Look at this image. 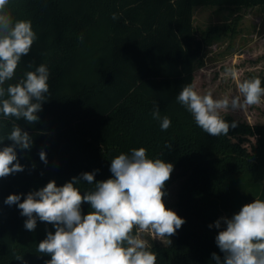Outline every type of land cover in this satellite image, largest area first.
I'll list each match as a JSON object with an SVG mask.
<instances>
[{"label": "trees", "instance_id": "obj_1", "mask_svg": "<svg viewBox=\"0 0 264 264\" xmlns=\"http://www.w3.org/2000/svg\"><path fill=\"white\" fill-rule=\"evenodd\" d=\"M257 6L264 0H10L6 10L14 20L31 21L37 40L5 87L40 64L48 66L50 76L39 122L0 114V134L7 135L17 123L33 138L30 150L17 148L24 171L0 178V264H21L17 255L25 264H45L50 256L37 247L47 231L55 232L25 230L21 210L4 203L9 195L23 194V202L27 193L51 180L63 186L84 172L95 171V181L109 179L111 160L140 147L150 159L171 163L187 177L176 212L185 223L168 246H149L156 264H215L213 252L223 261L215 222L255 199L264 200V128L224 117L238 126L228 135L210 136L176 97L185 85L194 86V8ZM113 13L118 19H112ZM157 104L161 116L171 120L166 131L152 118ZM243 133L256 141V151L232 140ZM205 180L223 181L219 198L198 196ZM77 187L83 195L94 185L81 180ZM90 210L82 204V214Z\"/></svg>", "mask_w": 264, "mask_h": 264}, {"label": "clouds", "instance_id": "obj_2", "mask_svg": "<svg viewBox=\"0 0 264 264\" xmlns=\"http://www.w3.org/2000/svg\"><path fill=\"white\" fill-rule=\"evenodd\" d=\"M9 3L10 0H0V114L4 119L35 124L40 119L37 113L49 99L50 73L46 64H40L5 87L15 78L22 57L31 52L37 40L31 21L14 20L6 10ZM112 19H118V14L113 13ZM32 67L30 62L28 68ZM224 75L236 81L237 94L231 98H214L211 91L202 94L191 84L185 85L176 97L196 125L215 137L228 135L238 126L222 114L264 103L260 78L241 81L234 67H226ZM151 115L160 121L161 130L171 126L169 117L161 116L158 104ZM6 140L12 143L0 147V178L24 171L17 148L30 150L33 146L32 136L17 123L7 135L0 134V145ZM39 156L47 164L44 150ZM173 170L171 163L150 159L145 148H133L111 160L109 179L95 181V171L84 172L63 186L51 180L27 193L23 202V194H11L4 203L17 205L21 216L26 217L24 227L28 231H35L37 220L53 225L55 232L47 231L37 247L38 253L50 256L45 264H156L157 255L141 234L169 238L185 223L166 207L163 199ZM81 180L94 185L83 195L77 187ZM84 203L91 206L86 215L81 211ZM215 227L221 229L215 242L224 254L222 261L212 253L215 264H264V200L245 204L231 218L221 217ZM15 259L25 264L24 257L17 255Z\"/></svg>", "mask_w": 264, "mask_h": 264}, {"label": "rangeland", "instance_id": "obj_3", "mask_svg": "<svg viewBox=\"0 0 264 264\" xmlns=\"http://www.w3.org/2000/svg\"><path fill=\"white\" fill-rule=\"evenodd\" d=\"M193 24L196 39L194 87L198 92L203 94L211 91L214 98H231L236 95V81L224 75L226 67H234L241 81L260 78L264 87V6L195 7ZM222 115L255 129L264 128V103ZM232 140H240L249 152L257 150L256 141L244 133ZM178 173L179 170L175 169L171 183L164 189L163 198L166 207L175 212L179 192L187 178ZM223 189L222 180L219 183L205 180L199 188L198 196L207 193L211 198H219ZM36 227L35 230L54 229L53 225L45 222H40ZM141 236L149 246H168L174 239L173 236L155 237L151 233H142Z\"/></svg>", "mask_w": 264, "mask_h": 264}]
</instances>
